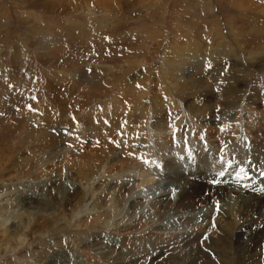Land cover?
<instances>
[{
  "label": "rangeland",
  "instance_id": "1",
  "mask_svg": "<svg viewBox=\"0 0 264 264\" xmlns=\"http://www.w3.org/2000/svg\"><path fill=\"white\" fill-rule=\"evenodd\" d=\"M262 54L264 0H0V264H264Z\"/></svg>",
  "mask_w": 264,
  "mask_h": 264
},
{
  "label": "bare ground",
  "instance_id": "2",
  "mask_svg": "<svg viewBox=\"0 0 264 264\" xmlns=\"http://www.w3.org/2000/svg\"><path fill=\"white\" fill-rule=\"evenodd\" d=\"M249 7V6H248ZM246 10V9H245ZM244 10V11H245ZM210 11V10H209ZM212 12V11H211ZM208 13V12H207ZM213 13V12H212ZM244 13V12H243ZM210 14V13H209ZM215 14V13H214ZM210 15H212V14H210ZM214 17V16H213ZM260 19V18H259ZM214 23L211 25V28L212 29H208V31H209V37H211V34H213V36H214V39L213 40H216L217 41V44H215L214 45V47H216V45H222V47H224V48H226L227 47V44H228V39L226 40V39H222V41L220 40L222 37H224V35H222V29H221V27H220V23H218L217 21H218V19L217 18H215V19H213L212 20ZM232 23V22H231ZM233 26V25H232ZM235 27V26H234ZM231 28V27H230ZM239 31L240 30H238V29H236L235 28V30H234V36H236V39H238V38H240V33H239ZM230 33V32H229ZM206 37V36H205ZM213 42V41H212ZM235 43V42H234ZM236 43L237 44H239V43H241V42H238V40L236 41ZM233 45V44H232ZM240 45V44H239ZM230 46V45H229ZM238 46V45H237ZM239 47V46H238ZM223 48V49H224ZM211 49V48H210ZM235 49V48H234ZM211 51V50H210ZM223 51V50H222ZM221 50H219L218 51V54L219 55H217V58L219 59V57H224L225 58V55H224V53L222 52ZM231 51V50H230ZM226 52V51H225ZM241 52V51H240ZM233 53V52H232ZM238 53V52H237ZM208 55V54H207ZM211 55V54H210ZM222 55V56H221ZM260 55V54H259ZM258 55V56H259ZM262 55H264V54H262ZM208 59V58H207ZM230 60V59H229ZM228 60V61H229ZM234 60H237L236 59V57H234ZM241 60V59H240ZM245 60H246V58H245ZM244 60V61H245ZM260 60V59H259ZM221 61V60H220ZM246 61H249V59H247ZM210 62V61H209ZM232 62H233V60H232ZM216 63V62H215ZM217 64V63H216ZM216 64H212L213 65V67L214 68H212L211 67V70H209L210 71V73H213V71H216V69H215V67H216ZM232 63H228V66H230ZM242 64V63H241ZM211 65V66H212ZM263 65H264V62H263ZM233 66V65H232ZM235 66H236V64H235ZM210 69V68H209ZM217 73V72H216ZM190 74V73H189ZM227 83L225 82H223V86H225L224 87V91L227 89ZM227 94L229 93L228 92V90H227V92H226ZM226 95V94H225ZM231 102V101H230ZM234 113V112H233ZM225 114H230V112L228 111V112H224V113H222V116H224ZM230 115H232V114H230ZM259 118V117H258ZM262 124V123H261ZM264 130V129H263ZM213 137V136H212ZM204 174H206V175H208L209 177H211V173L212 174H216L215 172H210L209 171V173H207V169L204 167ZM216 170V169H215ZM152 173H151V175H149V173L147 174V173H145V172H143L142 171V173H140V175H139V178L142 180L141 182H140V184H139V186H141L139 189H144L146 192H147V194H149V193H155L154 191H156L159 195H165L166 196V194H168L167 193V189H169L170 188V185H169V183H167L166 184V182H164L163 184L162 183H159V181H157V178L156 177H159L158 175H159V173H157V172H155V169H152ZM139 174V173H138ZM145 179V180H144ZM156 181V182H155ZM145 184H148V185H146V186H144ZM151 184H153V185H155L154 186V188L152 187L153 185H151ZM182 185H184V187L186 188V189H188V188H191L192 186L191 185H194V184H192V183H190V182H187V181H184V183H177V184H175V186L177 187V192H181V193H183L181 190H183V188L181 187ZM143 186V187H142ZM174 186V187H175ZM194 187V186H193ZM179 192V193H180ZM177 195V194H176ZM131 197V196H130ZM129 197V198H130ZM171 197V196H170ZM174 198V197H173ZM140 199V197L139 196H136L135 195V197L134 198H132V199H130V201H134V200H139ZM172 199V198H171ZM261 210V209H260ZM262 212H263V233H264V209L262 210ZM120 224V223H119ZM119 224H116L117 226L119 225ZM115 225V226H116ZM219 241V240H218ZM225 256V255H224ZM119 260V259H118ZM241 260H244L243 262L244 263H248L247 262V260H245V259H241ZM233 261V260H232ZM250 261V260H249ZM250 263V262H249ZM175 264V263H174Z\"/></svg>",
  "mask_w": 264,
  "mask_h": 264
},
{
  "label": "snow or ice",
  "instance_id": "3",
  "mask_svg": "<svg viewBox=\"0 0 264 264\" xmlns=\"http://www.w3.org/2000/svg\"><path fill=\"white\" fill-rule=\"evenodd\" d=\"M207 67H211V65H207ZM210 183H217V181L214 179V180L210 181Z\"/></svg>",
  "mask_w": 264,
  "mask_h": 264
},
{
  "label": "crops",
  "instance_id": "4",
  "mask_svg": "<svg viewBox=\"0 0 264 264\" xmlns=\"http://www.w3.org/2000/svg\"><path fill=\"white\" fill-rule=\"evenodd\" d=\"M258 1H260V0H258Z\"/></svg>",
  "mask_w": 264,
  "mask_h": 264
}]
</instances>
